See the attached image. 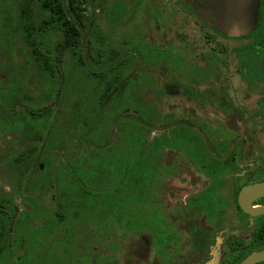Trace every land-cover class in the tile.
Returning a JSON list of instances; mask_svg holds the SVG:
<instances>
[{"label":"flooded vegetation","instance_id":"1","mask_svg":"<svg viewBox=\"0 0 264 264\" xmlns=\"http://www.w3.org/2000/svg\"><path fill=\"white\" fill-rule=\"evenodd\" d=\"M217 1L93 0L83 12L86 29L76 23L85 32L78 46L84 62L53 45L51 36L42 43L36 29L26 62L15 38L11 61H0V109L16 101L0 110V122L16 115L0 123L1 136H15L0 164L42 146L23 131L22 117L31 130L48 133L55 125L67 132L77 101V150L80 155L81 144L82 155H94L99 192L113 205L94 207L93 221L51 222L23 246L16 227L11 238L2 233L1 264H243L264 252V214L240 203L244 189L264 183V0L238 30L207 17ZM18 5L2 14L1 31L9 12L16 28ZM138 18L142 27L129 35L123 24ZM38 48L55 52L56 61L39 60ZM93 122L96 141L80 143V123ZM52 140L48 146L58 144ZM56 157L52 152L49 165L39 162L48 175L14 174L5 166L0 203L10 197L16 219L29 211L26 198L43 193L58 213L57 168L67 158ZM36 177L54 180L55 189L32 190ZM249 201L264 206V196Z\"/></svg>","mask_w":264,"mask_h":264},{"label":"trees","instance_id":"2","mask_svg":"<svg viewBox=\"0 0 264 264\" xmlns=\"http://www.w3.org/2000/svg\"><path fill=\"white\" fill-rule=\"evenodd\" d=\"M19 20L16 24L14 36L9 37V55L12 59V47L15 46V38L19 39V49L23 52L26 62L31 61L33 56L32 46L34 45V31H37V37L43 43V40H50V36L53 40V45L56 44L57 48L60 45L63 46V50H67L69 53H73L76 56L80 55V61L84 62L86 58V52L79 50L80 40L82 34L85 33L76 23H79L82 28L86 29L83 25L85 18L89 20L83 12L88 11L89 8H93V0H19ZM16 22V21H15ZM13 23V22H12ZM49 34V35H48ZM37 53V54H36ZM39 60L46 59L47 61L55 62V52L50 53L47 56L39 48L35 51ZM89 62H92V56L90 55ZM91 104L94 101V97H90ZM77 101L72 108V120L73 123L69 124L68 131H64L62 127L51 128L48 133H44L43 130H31L29 117H22L21 126L27 136L32 133L35 141L41 143L42 146L36 145L34 148L25 149L16 155L15 153L7 155L9 158L6 163L8 168L14 174L25 175L26 173H36L48 175V170L45 173L39 171V162H44L49 165V156L52 152L59 157H66L67 153H75L76 155L68 159L67 161L60 163L57 168V182H58V201L57 206L59 211L57 214H52L54 205L47 200V195L44 196V187H48L51 190L55 189L54 180L48 181V179H39L36 177L33 179L32 190H40L43 194L28 197L30 199L29 211L22 212L18 219H16L17 213L14 211V204L9 201L10 197L6 199L4 203H0L9 207L10 211H4L0 209V223L4 222L6 225L0 226V239L2 233L12 237L11 232L16 227L18 230V239L21 246L26 241H31L33 238L42 237L45 232L46 225L54 221L71 222L82 220L83 216H87V221H93V208L96 206H109L113 205L111 197L100 194V188L98 182L95 179V164L91 161L94 155H80L78 150H73L72 145L76 141V113H77ZM5 107H1V111L5 112L7 108H13L16 105V101L5 102ZM94 106V103H93ZM93 106L90 108L92 113ZM80 116L82 114L80 113ZM16 117L15 114L9 113L2 120L1 124H9L10 119ZM38 118L39 115H38ZM10 127L14 128V125L10 123ZM96 131V123L89 124V127L83 128L80 123V143L81 142H95L94 135ZM53 137V140L50 137ZM58 143L57 145L48 146L50 141ZM66 143H68L66 145ZM58 146V147H57ZM81 149V144H80ZM93 151V148H88ZM84 167V172H82ZM136 168H139L137 166ZM29 170V171H28ZM134 174H140V170H134ZM82 177V178H81ZM26 181H21V184L28 186ZM133 185L140 184L139 178L134 177ZM135 188V185H134ZM23 189V188H22ZM8 200V201H7ZM140 200L138 194H133V202ZM54 202V200H53ZM52 208V210L50 209ZM65 208V209H63ZM52 215V216H51ZM80 216V219H78ZM41 225H36L37 223ZM34 227V230L30 228ZM1 243V240H0ZM1 264V262H0Z\"/></svg>","mask_w":264,"mask_h":264},{"label":"water","instance_id":"3","mask_svg":"<svg viewBox=\"0 0 264 264\" xmlns=\"http://www.w3.org/2000/svg\"><path fill=\"white\" fill-rule=\"evenodd\" d=\"M259 2L260 0H218L215 9H210L206 14L210 19L221 23L225 30L244 29L243 27L248 26L252 18L257 16ZM63 3L65 4V0ZM262 196H264V183L244 189L240 194V203L246 212L254 215L264 214V206L252 208L249 205V200ZM262 261H264V252L246 259L243 264H254Z\"/></svg>","mask_w":264,"mask_h":264},{"label":"rangeland","instance_id":"4","mask_svg":"<svg viewBox=\"0 0 264 264\" xmlns=\"http://www.w3.org/2000/svg\"><path fill=\"white\" fill-rule=\"evenodd\" d=\"M18 2V0H0V18L2 19V14L7 12L8 9L12 10V6L14 4H16ZM2 3V4H1ZM6 4V5H3ZM142 6V5H140ZM10 12L6 15V19L5 21H1L2 26L4 28V26L7 27V29L5 31H1L0 30V61L1 62H6V61H11V57L9 55L10 51H9V46H10V42H9V37H13L14 34L13 32L15 30H13L12 28V23H11V18L9 17ZM5 18V17H4ZM115 23V19L112 21V25H114ZM123 26L125 27L123 30L126 31L127 33H129V35H131L133 33L132 30L134 29H138L139 27H142V23L140 24V18H138V20H135L134 22H128V24H123ZM138 26V27H137ZM38 85V82L32 81V85ZM21 93H23V91H20ZM140 95V93H139ZM141 97V95H140ZM40 100H36L34 101V104H38ZM141 104V102L136 99L133 101V106H139ZM150 121H155V119L151 118ZM155 136H158L159 134L156 132L154 133ZM154 136V137H155ZM15 138V136L13 137ZM12 136H10L8 139H6V136H1L0 134V145L2 147V150L0 149V155L2 154H7L8 152L11 153L12 152V147L13 145L11 144L13 141L11 139H13ZM72 147L74 148L73 150H77V142L75 141V143L72 145ZM84 149V148H83ZM83 149H80L81 151H83ZM86 150V149H85ZM75 153H67L65 158L71 159L75 156ZM59 158V157H56ZM62 158V157H60ZM2 163V161L0 162ZM5 165L4 164H0V177H2V175L5 173ZM48 199H51V193L48 196ZM14 262H12L13 264Z\"/></svg>","mask_w":264,"mask_h":264}]
</instances>
